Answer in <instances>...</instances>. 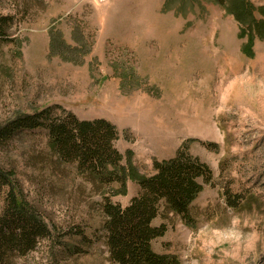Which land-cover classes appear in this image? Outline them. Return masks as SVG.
<instances>
[{
    "label": "rangeland",
    "instance_id": "374dc122",
    "mask_svg": "<svg viewBox=\"0 0 264 264\" xmlns=\"http://www.w3.org/2000/svg\"><path fill=\"white\" fill-rule=\"evenodd\" d=\"M219 1L0 0L14 40L0 42V127L47 107L107 119L127 169L125 191L111 186L121 207L141 194L136 179L154 174L155 160L186 146L211 177L197 179L189 218L161 203L151 224L166 230L153 251L177 264H264V33L241 35L232 1ZM8 171L49 229L8 264H118L101 194L58 166L46 130L0 140ZM8 189L0 187V214Z\"/></svg>",
    "mask_w": 264,
    "mask_h": 264
},
{
    "label": "trees",
    "instance_id": "16d2710c",
    "mask_svg": "<svg viewBox=\"0 0 264 264\" xmlns=\"http://www.w3.org/2000/svg\"><path fill=\"white\" fill-rule=\"evenodd\" d=\"M231 1L230 11L241 27V35L255 28L262 35L264 6L256 7L250 0ZM258 9L263 14L261 19L254 15ZM11 19L0 13V42L14 41L8 32ZM34 129L46 130L58 166L73 167L101 194L99 208L111 260L118 264H177L174 257L153 251L151 241L164 234L166 227L164 224L156 227L151 222L161 203L166 212L189 218L190 203L202 189L197 179L211 177L206 164L186 153V146L175 157L155 160V173L136 179L142 188L141 194L128 206L121 207L111 200V195L118 193L111 186L117 184L122 188L120 192L125 191L127 169L114 145L118 132L110 121L79 119L62 107H47L33 114L20 115L0 127V140H6L16 132ZM11 176V171L0 172V187H9L6 206L0 214V264H8V258L16 250L33 247L39 237L49 232L38 206L17 194Z\"/></svg>",
    "mask_w": 264,
    "mask_h": 264
}]
</instances>
